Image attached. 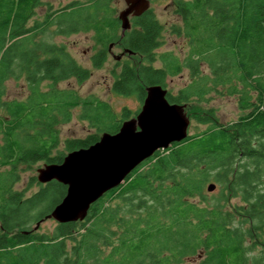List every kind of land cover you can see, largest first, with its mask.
<instances>
[{"label": "trees", "instance_id": "obj_1", "mask_svg": "<svg viewBox=\"0 0 264 264\" xmlns=\"http://www.w3.org/2000/svg\"><path fill=\"white\" fill-rule=\"evenodd\" d=\"M111 1L70 2L48 13L47 20H58V32L64 25L72 31L93 30L98 42L116 40L148 61L121 64L110 87L116 94L142 101L146 85L165 88L168 77L186 69L188 83L175 94L168 91L166 98L185 103L189 119L205 128L154 151L94 201L83 220L34 231L66 186L55 180L39 183L31 176L26 187L16 188L21 172L36 163L61 162L68 151L87 147L102 132L117 131L137 111L123 107L117 114L104 100L57 87L69 78L86 80L89 69L51 42L41 43L43 55L35 53L34 28L26 23L38 0H0V264L262 263L264 0L176 1L180 23L172 29L187 41L183 57L170 50L155 52L162 25L150 7L130 17V29L118 33ZM75 6L77 14L71 10ZM105 58L106 51L98 50L92 65ZM15 59L21 61L18 72ZM23 70L28 95L3 99L5 79ZM221 91L237 96L241 111L227 124L217 121L212 108L191 103ZM73 108H79V118L94 132L61 141L56 127L71 119ZM211 181L218 192L210 202L203 187ZM230 198L240 203L228 208ZM257 247H262L260 255L252 253Z\"/></svg>", "mask_w": 264, "mask_h": 264}, {"label": "rangeland", "instance_id": "obj_2", "mask_svg": "<svg viewBox=\"0 0 264 264\" xmlns=\"http://www.w3.org/2000/svg\"><path fill=\"white\" fill-rule=\"evenodd\" d=\"M74 1L83 0H38V3L34 7L33 14L26 23V27L34 28L33 40L36 42L34 45L35 53L43 55V46L41 43L48 42L55 44L56 46L62 47V49L69 53V55L82 67L89 69V77L82 81L77 82L74 78H69L66 80H61L57 82V87L59 88H70L77 92L79 96L92 95L101 100L109 103L111 108L118 114L123 107L134 112L139 111L142 101H139L135 96L119 95L111 91V84L113 82L114 74L118 72L121 68V64L128 62L129 64H140L148 63V61L140 55H126L123 53V57L118 60L115 58L119 54L121 44H116V40L110 41L107 44L100 43L94 37L93 30H76L72 31L66 25L63 26V31L58 32V25L49 20H47L48 13L54 12L55 10L64 7L66 4ZM178 0H150V8L152 9L155 17L162 25L160 32L159 42L160 45L156 48V53H161L166 50L172 51V53L183 57L188 50L187 41L183 37L177 36L173 32L172 27L180 23L179 17L174 12V4ZM125 3L123 0H112L110 7L112 8L113 17L117 18L119 11L125 8ZM74 13H78L79 9L73 7L71 9ZM118 19V18H117ZM52 20H54L52 18ZM119 21V20H118ZM77 24V19H75ZM75 24V25H76ZM74 25V26H75ZM68 30V31H67ZM121 32L120 22L118 33ZM32 33H29L31 35ZM113 43V44H112ZM111 45V50L108 53V46ZM104 49L106 51V58L99 66H93L91 62L92 55L98 50ZM115 56V57H114ZM17 62V59H15ZM21 61L17 62V66L14 68L17 72L20 70L18 66ZM153 65H159V61H154ZM189 81V74L186 69H184L180 74L168 77L166 79L165 88L170 93H176L179 88L183 87ZM42 86H46V82L42 83ZM29 93V88L27 85V78L25 70L18 77H9L3 82V99H23ZM200 106L201 108H212L217 121L222 124H227L229 121L235 120L241 114L238 108L237 96L227 95L225 91L211 92L207 96V100L203 102H191ZM79 108H73L71 119L66 123H61L57 125V130L59 133V138L62 141L65 138H77L84 137L87 134L94 132V128L89 125L88 122L79 118ZM205 128V125L190 119L188 126V133L192 134L199 132ZM62 142L58 149H61ZM42 163H36L30 167L25 168L21 172L20 181L15 185L16 188L26 187L29 177L34 176L36 179V169L40 167ZM214 182V181H211ZM215 183V182H214ZM208 182L203 187L204 195L211 202L215 199L218 192V186L215 184V188L212 191L206 189ZM35 186L32 187L34 189ZM30 192V190L28 191ZM194 201H197L195 198ZM224 203V202H223ZM240 203L238 199L230 198L226 203V207L230 208L232 204ZM56 223L53 219H46L41 221L37 229L33 230L37 232L50 231L54 224ZM234 224L237 222L234 221ZM238 225V224H237ZM255 255H260L262 253V247H257L252 252ZM262 254L261 257H263ZM191 258H188L189 260ZM263 259V258H262ZM264 264V259L262 260ZM193 264H196L197 261Z\"/></svg>", "mask_w": 264, "mask_h": 264}, {"label": "water", "instance_id": "obj_3", "mask_svg": "<svg viewBox=\"0 0 264 264\" xmlns=\"http://www.w3.org/2000/svg\"><path fill=\"white\" fill-rule=\"evenodd\" d=\"M119 11L121 35L130 29V17L142 14L150 0H123ZM124 53L131 51L124 49ZM167 90L160 84L145 86V96L137 114L127 118L117 131L102 132L87 147L68 151L59 163H43L36 169V181L55 180L66 186L61 200L39 221L53 219L57 223L83 220L90 205L106 191L118 186L129 172L158 149L186 138L190 119L186 104L170 103ZM215 183L207 184L212 191Z\"/></svg>", "mask_w": 264, "mask_h": 264}, {"label": "flooded vegetation", "instance_id": "obj_4", "mask_svg": "<svg viewBox=\"0 0 264 264\" xmlns=\"http://www.w3.org/2000/svg\"><path fill=\"white\" fill-rule=\"evenodd\" d=\"M35 7V6H34ZM58 10V9H57ZM33 11H34V8H33ZM56 11V10H55ZM57 12V11H56ZM55 12V13H56ZM55 13L53 14V15H55ZM31 17V16H30ZM29 20V19H28ZM113 44V43H112ZM116 44H118L119 45V43H116ZM111 45H109L108 46V53L110 52V50H111ZM121 50H120V52H119V54L118 55H116V59L118 60L119 58L121 59V57H123V53H124V49H126V48H124V47H121L120 48ZM124 54H126V55H129L128 53H124ZM166 89V88H165ZM167 90V89H166ZM167 92H168V90H167ZM138 112V111H137ZM137 112H135L131 117H133V116H135L136 114H137ZM130 118V117H129Z\"/></svg>", "mask_w": 264, "mask_h": 264}]
</instances>
